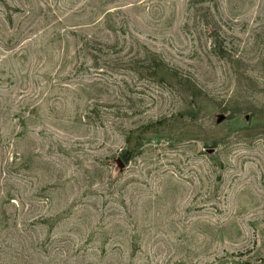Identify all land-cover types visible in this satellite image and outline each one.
I'll return each instance as SVG.
<instances>
[{"label": "rangeland", "instance_id": "374dc122", "mask_svg": "<svg viewBox=\"0 0 264 264\" xmlns=\"http://www.w3.org/2000/svg\"><path fill=\"white\" fill-rule=\"evenodd\" d=\"M0 264H264V0H0Z\"/></svg>", "mask_w": 264, "mask_h": 264}]
</instances>
